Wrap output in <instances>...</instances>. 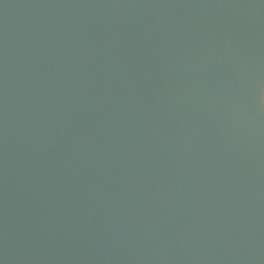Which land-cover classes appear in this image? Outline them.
Segmentation results:
<instances>
[{
  "label": "water",
  "instance_id": "water-1",
  "mask_svg": "<svg viewBox=\"0 0 264 264\" xmlns=\"http://www.w3.org/2000/svg\"><path fill=\"white\" fill-rule=\"evenodd\" d=\"M0 264H264V0H0Z\"/></svg>",
  "mask_w": 264,
  "mask_h": 264
}]
</instances>
